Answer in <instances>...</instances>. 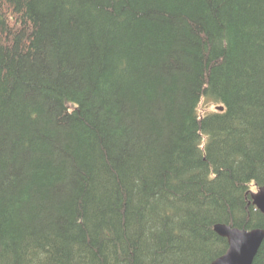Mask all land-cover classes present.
Returning a JSON list of instances; mask_svg holds the SVG:
<instances>
[{
    "label": "trees",
    "instance_id": "1",
    "mask_svg": "<svg viewBox=\"0 0 264 264\" xmlns=\"http://www.w3.org/2000/svg\"><path fill=\"white\" fill-rule=\"evenodd\" d=\"M263 185L264 0H0V264H209Z\"/></svg>",
    "mask_w": 264,
    "mask_h": 264
},
{
    "label": "water",
    "instance_id": "2",
    "mask_svg": "<svg viewBox=\"0 0 264 264\" xmlns=\"http://www.w3.org/2000/svg\"><path fill=\"white\" fill-rule=\"evenodd\" d=\"M220 110L224 106L218 107ZM253 203L264 212V185L252 192ZM215 231L229 241L228 250L209 264H253L264 242V229H246L226 223H217Z\"/></svg>",
    "mask_w": 264,
    "mask_h": 264
},
{
    "label": "rangeland",
    "instance_id": "3",
    "mask_svg": "<svg viewBox=\"0 0 264 264\" xmlns=\"http://www.w3.org/2000/svg\"><path fill=\"white\" fill-rule=\"evenodd\" d=\"M216 109H217L216 105H213L210 102L208 103L207 101H202L200 106H199V111L201 113L213 111V110H216ZM256 189H254V190H256Z\"/></svg>",
    "mask_w": 264,
    "mask_h": 264
}]
</instances>
